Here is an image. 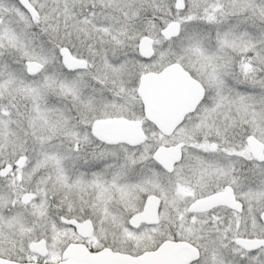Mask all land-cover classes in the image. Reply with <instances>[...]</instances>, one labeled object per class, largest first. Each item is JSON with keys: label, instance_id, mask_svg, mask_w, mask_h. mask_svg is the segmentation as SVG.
<instances>
[{"label": "snow or ice", "instance_id": "1", "mask_svg": "<svg viewBox=\"0 0 264 264\" xmlns=\"http://www.w3.org/2000/svg\"><path fill=\"white\" fill-rule=\"evenodd\" d=\"M0 264H264V0H0Z\"/></svg>", "mask_w": 264, "mask_h": 264}]
</instances>
